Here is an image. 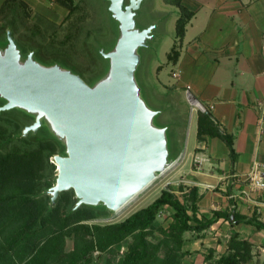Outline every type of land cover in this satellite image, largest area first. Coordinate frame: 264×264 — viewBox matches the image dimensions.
<instances>
[{
	"label": "water",
	"instance_id": "95a60500",
	"mask_svg": "<svg viewBox=\"0 0 264 264\" xmlns=\"http://www.w3.org/2000/svg\"><path fill=\"white\" fill-rule=\"evenodd\" d=\"M115 35L95 51L104 68L89 82L58 64L21 51L12 31L0 41V113L15 110L31 119L19 136L40 130L61 151L46 190L53 207L72 191L81 206L114 213L169 169L177 159L170 126L157 125L163 110L151 108L137 80L139 50L154 39L156 25L137 27L143 0H105Z\"/></svg>",
	"mask_w": 264,
	"mask_h": 264
},
{
	"label": "crops",
	"instance_id": "0c3cea01",
	"mask_svg": "<svg viewBox=\"0 0 264 264\" xmlns=\"http://www.w3.org/2000/svg\"><path fill=\"white\" fill-rule=\"evenodd\" d=\"M4 1L0 0V6ZM19 1L54 23L66 15L62 7L53 10L57 15L43 12V7L52 5L49 0ZM181 4L192 16L177 44L178 57L173 62L167 58L170 51L166 54L165 64L155 70L153 85L155 93L173 106L175 120L183 121L180 137L172 138L178 150L170 170L176 184L196 187L200 215L209 218L216 211H234L264 224V190L252 192L247 181L253 171L264 181V0H182ZM165 5L175 8L173 47L180 11L172 4ZM166 68L168 72L162 76ZM200 113L209 115L219 133L232 137L233 165L222 139H197ZM196 157L208 161L197 169ZM232 231L253 246L256 255L247 264L264 261V231L251 225L231 227L220 220L194 244L210 242L220 252Z\"/></svg>",
	"mask_w": 264,
	"mask_h": 264
},
{
	"label": "trees",
	"instance_id": "16d2710c",
	"mask_svg": "<svg viewBox=\"0 0 264 264\" xmlns=\"http://www.w3.org/2000/svg\"><path fill=\"white\" fill-rule=\"evenodd\" d=\"M49 1L61 5L68 13L74 9L72 0ZM163 1L180 11L175 23L177 42L167 56L169 61L175 62L177 44L192 13L182 6V0ZM0 17L5 19L0 28L3 36L9 29L16 40L17 36L22 41L34 39L42 50L45 49L35 34L37 29L35 32L21 31L20 23L24 19H44L41 15H32L24 2L5 0L0 6ZM84 49L87 54L86 43ZM88 58L95 65L94 59ZM30 123V118L15 110L0 113V264H90L94 252L108 253V264H191L183 260L190 256V250L184 248L187 242L185 233H190L195 241L220 220L228 222L231 227L244 224L264 231V224L256 217L244 218L234 211H216L209 218L200 215L197 207L200 197L196 187L181 185L178 190L167 185L150 204L120 222L107 225L87 224L111 212L86 206L73 210L76 200L71 190L60 193L50 208L46 190L51 187L55 172L51 158L61 151V147L43 132L39 135L41 130L35 136L20 137L24 126ZM205 137L222 139L234 164L232 137L219 133L209 115L200 113L197 139ZM164 209L168 210L172 222L166 229L156 228L157 216ZM153 231H159L162 238L156 242L149 240ZM67 238L73 240V248L69 252H65ZM128 239L130 242L125 253L116 258L115 248ZM214 252L209 250L204 262L247 264L256 255L252 244L234 231L226 240L225 251L218 256H214ZM257 264H264V261Z\"/></svg>",
	"mask_w": 264,
	"mask_h": 264
},
{
	"label": "rangeland",
	"instance_id": "374dc122",
	"mask_svg": "<svg viewBox=\"0 0 264 264\" xmlns=\"http://www.w3.org/2000/svg\"><path fill=\"white\" fill-rule=\"evenodd\" d=\"M71 3L74 9L70 13L66 9L64 19L62 20V17L58 19L60 23L51 22L41 14L45 20L24 19L21 21L20 27L23 33L34 31V29L38 30L35 34L38 36L39 41L44 44L45 49L42 50L34 39L22 41L18 36L17 40L14 39L22 52H34L35 59L40 63L58 64L82 76L85 82H89L94 77L99 76L104 68L103 62L98 57L95 48L98 46L108 48L111 45L115 35V31L113 30L115 25L107 13V3L105 0H72ZM58 7L62 6L53 2L47 8L43 7V12L52 16V12H55V9ZM174 10V7L166 6L163 0H143L136 17L137 27L139 28L156 25L153 31L154 39L148 43L147 47L139 50L141 62L137 70V80L142 88V96L146 103L151 108L163 110L155 119V123L157 125L167 124L170 126L169 136L171 142L174 136L175 141L176 138L178 139L180 137L183 129L181 122L183 121L181 119L175 120L173 110H171L173 106L168 105L158 92L155 93L153 85L156 80L155 70L157 66L165 64L166 54L170 51L174 40ZM35 14L32 11V15ZM55 14L57 15V12ZM4 20V18L2 19L0 17V28L2 27L1 22ZM0 41H4V36L1 34V31ZM85 43L89 56L84 49ZM88 57L94 59L95 65ZM94 71L95 74L92 73ZM166 72H168L167 68L162 70L161 75L165 76ZM41 133L42 131L39 135H42ZM172 150L173 152L178 150V145L175 143L173 145V142ZM170 168L158 175L152 183L121 209L89 221L87 224L107 225L120 222L134 211L150 204L167 185L172 186L174 190H178L180 185L176 184L174 174ZM171 222L172 220L168 214V210L164 209L157 216L156 228L166 229ZM184 237L187 240L184 248L190 250V256H187L183 260L191 264H211V262H204L203 258L209 250H214L211 247L212 244L207 242L202 246L198 241L194 244L195 242L190 233H185ZM148 238L156 242L162 238V234L159 231H153ZM129 242L130 239L125 240L119 248H115L117 251L116 258L121 257L125 253ZM72 248L73 240L72 238H67L65 240V252L71 251ZM224 251V249H221L220 252L215 251L214 256H218ZM108 256L109 254L106 252H94L91 256L90 264H108L106 262Z\"/></svg>",
	"mask_w": 264,
	"mask_h": 264
},
{
	"label": "built area",
	"instance_id": "2783aa9c",
	"mask_svg": "<svg viewBox=\"0 0 264 264\" xmlns=\"http://www.w3.org/2000/svg\"><path fill=\"white\" fill-rule=\"evenodd\" d=\"M207 161L208 159L204 157H196L194 159V165L197 169H200L201 165ZM247 181L252 192L256 190H264V181L258 171H253L249 173L247 176Z\"/></svg>",
	"mask_w": 264,
	"mask_h": 264
},
{
	"label": "flooded vegetation",
	"instance_id": "af4514ba",
	"mask_svg": "<svg viewBox=\"0 0 264 264\" xmlns=\"http://www.w3.org/2000/svg\"><path fill=\"white\" fill-rule=\"evenodd\" d=\"M31 124V123H30ZM29 125V124H28ZM26 126V125H25Z\"/></svg>",
	"mask_w": 264,
	"mask_h": 264
}]
</instances>
